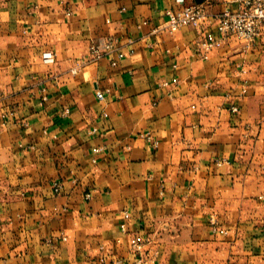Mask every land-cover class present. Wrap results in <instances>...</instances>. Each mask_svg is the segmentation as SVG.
<instances>
[{"label":"crops","instance_id":"crops-1","mask_svg":"<svg viewBox=\"0 0 264 264\" xmlns=\"http://www.w3.org/2000/svg\"><path fill=\"white\" fill-rule=\"evenodd\" d=\"M191 3L236 9L0 0V264H264V38L202 60L166 27ZM108 36L117 52L73 74Z\"/></svg>","mask_w":264,"mask_h":264},{"label":"built area","instance_id":"built-area-1","mask_svg":"<svg viewBox=\"0 0 264 264\" xmlns=\"http://www.w3.org/2000/svg\"><path fill=\"white\" fill-rule=\"evenodd\" d=\"M178 3H183L184 0H177ZM236 4V9H222L215 15L208 12L207 7L203 3H191L189 5H183L179 10H167L165 15L167 17L166 27L169 33H175L181 28L188 27L193 29L197 35V49L196 54L202 60L208 58V53L212 50L219 49L222 46V42L229 38L235 37L238 39L244 49L251 47L255 41L264 38V0H233ZM216 21V33L220 38H206L204 36L205 30L210 25L211 21ZM119 41L115 36H108L101 39L98 42L91 43L89 45V58L76 61L71 72L73 74L78 73L83 67L91 61H97L112 53H116L118 50ZM123 57V53H117V58ZM45 62H52V57L44 58ZM112 65H116L115 61L111 62ZM96 97L99 101H102L103 95L101 92L96 93ZM232 112H237V107H231ZM68 111L65 110L64 114ZM105 116V114H103ZM96 129L92 128L90 133H95ZM149 139L148 137H145ZM153 147H157L156 143H153ZM101 148L94 149L95 153H100ZM93 162L95 160L93 159ZM61 184L58 182L53 183L54 193H59ZM86 198L90 195L86 194ZM129 218L127 212L123 213V223L121 224V231L123 234H128V244L130 249L138 256V262L142 260L140 253L145 245L151 243L148 237L141 235H135L128 233L126 228V221ZM211 225H214L211 220ZM220 235L225 234L224 230H214Z\"/></svg>","mask_w":264,"mask_h":264}]
</instances>
